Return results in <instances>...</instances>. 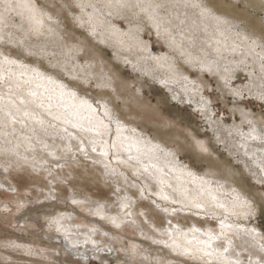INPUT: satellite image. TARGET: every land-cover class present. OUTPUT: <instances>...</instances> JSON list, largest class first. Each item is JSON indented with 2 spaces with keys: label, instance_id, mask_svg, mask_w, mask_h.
I'll list each match as a JSON object with an SVG mask.
<instances>
[{
  "label": "bare ground",
  "instance_id": "1",
  "mask_svg": "<svg viewBox=\"0 0 264 264\" xmlns=\"http://www.w3.org/2000/svg\"><path fill=\"white\" fill-rule=\"evenodd\" d=\"M37 1L16 0L5 11L0 0V224L17 226L24 220L17 231L28 234L0 230V264H87L90 254L100 260L88 249L98 248V236L122 246L115 227L134 229L140 239L158 244L156 257L166 264H264V231L252 222L264 211V193L248 191L239 177L245 172L264 183V124L243 106L247 97L264 102V22L256 19L259 10L264 12V0H243L245 10L237 9L236 0H60L98 47L110 48L113 60L199 113L210 130L203 142L173 127L151 132L144 120L160 116L142 102V86H126L104 54L96 53L93 47H98L85 44L65 25L62 12L38 7ZM193 3L211 15L202 16ZM148 33L164 45V53L144 40ZM58 34L72 41L66 45ZM9 44L19 54L9 51ZM35 46L41 50L34 51ZM205 74L216 80L223 104L225 95L234 96L230 112L239 115L241 124L217 118ZM243 76L246 85L236 86ZM90 84L97 94L82 88ZM59 85L64 86L62 98ZM29 91L40 93L43 108L32 102L36 98ZM41 118L43 125L37 122ZM213 147L225 150L239 171L215 158L203 159ZM185 152L206 161V170L182 161ZM9 170L16 172L8 175ZM1 190L8 193L5 199ZM39 206L44 207L36 210ZM79 207L90 213L88 223L80 224ZM139 244L132 246L134 252ZM123 249L122 257L132 261ZM68 253L80 262L71 261Z\"/></svg>",
  "mask_w": 264,
  "mask_h": 264
},
{
  "label": "rangeland",
  "instance_id": "2",
  "mask_svg": "<svg viewBox=\"0 0 264 264\" xmlns=\"http://www.w3.org/2000/svg\"><path fill=\"white\" fill-rule=\"evenodd\" d=\"M65 1V0H63ZM60 1V0H38V7L40 6H46L49 9H52L55 12H62V17H64V23L65 25L70 28H73L74 32L82 35V38L85 41V44L89 45V46H96L98 47V45L93 41L92 37L90 35H86L85 34V30L81 29V26L78 24V22L75 20L74 15L70 16L71 12L69 11V9L67 7L64 6V2ZM226 3H229L230 0H224ZM232 2V1H231ZM16 0H13V4L16 6ZM73 7V5H71ZM76 5L73 7V9H75L76 12H78V8H75ZM236 7L237 9H242L245 10V4H243V0H236ZM251 10L254 11V8H250L247 11L251 12ZM259 15L256 17V19H260V23L263 24L264 19H263V10H259L258 11ZM256 15V14H255ZM45 21L52 27L58 29L59 32H61L62 30L60 29L59 26H57V22L56 23H51L49 18H45ZM119 25L124 29L126 28V25L123 21L119 22ZM9 28L13 29V32H15L16 29H14L13 26H8ZM85 34V35H84ZM58 37L61 38V40L66 43V44H70V40L71 39H67V41H65V39L60 36V34L57 35ZM89 36V37H88ZM150 39V45L152 47H156V48H160V51L162 50V53L165 52V47L164 45L160 44V43H156V39L154 36L152 35H146L144 37V40H148ZM72 41V40H71ZM203 41V39H201V42ZM30 42V41H28ZM94 50L96 51L97 54H99L100 52L102 54H104L105 58L110 61V63L114 66L115 70H117V72L119 73V75H121V78L124 82H126V86H129V88L133 89V82H137L142 86V90H143V98H142V102L144 104H146V106H148L149 108H151L152 110H154L156 113H158V115L160 116V118L158 120H153V121H148L146 122L144 120L145 123H147V126L149 128V130H156L158 132H164V131H170V129L173 127L175 130H177L178 132H180V134L183 135V132L188 134H191L193 136L197 137V141L198 142H203L205 140L204 138V134H208L209 133V128L205 127V123H203V118L201 117V115L197 112H193L190 108H188L187 106L184 105H180L178 104L175 100L172 101V99H170L169 93H167L168 91L165 90L162 86H160L159 84L157 85V83H153L148 81V79L145 80H140L139 78V74H134L131 70L130 67H126L123 66L121 64H119L118 62H116L114 59V53L110 50V48L106 47V46H100L98 48L93 47ZM100 48V49H99ZM7 49L13 53H18V51L15 49L14 46H11L9 44V46H7ZM41 50L38 46L34 47V51H39ZM50 52H53L52 49ZM21 55V54H20ZM30 56H27L26 59L27 60H34L35 58L33 56H31V58H28ZM83 57V56H82ZM84 57L81 58V61L83 62ZM191 73V77H197V73H195L194 71H190ZM98 74H102V71H99ZM241 75V74H239ZM61 76L63 77L64 80H68L69 78L62 73ZM204 78L206 81L209 82L210 86H211V92H208L211 98H215V104H213L212 108L214 110V113L217 115L218 119H223V120H227L228 124H233V123H240V117L237 113H232L230 112V107L234 104V96L232 97L231 95H225L224 99L226 100L225 104H223L222 102V98H219V90H215V88L217 87L216 85V80L212 77H210L209 75L205 74ZM72 81V80H71ZM237 81V80H236ZM248 82V78L247 76H243L241 78H239V81L236 82V86L237 85H241V86H245L246 83ZM84 85L82 88L83 89H88L87 93H90L91 95L97 94L98 93V89H96L92 84H90L89 86ZM89 87V88H88ZM162 87V88H161ZM207 90V89H206ZM213 90V91H212ZM89 91V92H88ZM207 93V92H206ZM216 94V95H215ZM124 96H119V98L117 99L116 103L119 106V109H121V106L123 105V100ZM175 101V102H174ZM245 102L243 103V106L245 108L246 111H249L252 113L253 116H255V118H258L260 123L264 124V102L262 101H255L250 99V97H247V99L244 100ZM174 102V103H173ZM181 106V107H180ZM160 112V113H159ZM163 120H162V119ZM262 118V119H260ZM162 120V121H161ZM149 131V132H150ZM152 132V131H151ZM150 132V133H151ZM205 132V133H204ZM195 137V139H196ZM186 139L188 141H192V138L186 137ZM216 151V152H215ZM216 153V154H215ZM183 160L182 161H186V162H190L193 167L200 171V172H204V170H206V166H208L206 161H201L199 159H195L193 157V155H191L188 152L183 153ZM182 156V155H181ZM203 159L205 157L206 160L209 161H213V159H217L219 162H221V164L229 167H233V171L234 173H237L239 171V166H237L235 164V166H233V160L225 153V150H219L217 149V147H213L212 151H205L203 152ZM216 160V161H217ZM223 165L221 166V169L223 167ZM10 173L8 172V175H11L12 173L16 172V171H12L9 170ZM243 175V174H242ZM243 179L244 184L246 185V189L248 191H255L257 190L258 192H263L264 193V183L262 184H258L257 182H255L254 180H252L251 178H249V176L244 172V176H239ZM12 178V177H10ZM15 182L17 183H22L21 185L24 186L25 185V181L23 179H18V178H14L13 179ZM21 186V187H22ZM91 190L97 191L96 189L93 188V186H89ZM262 189V190H261ZM23 190V189H22ZM21 190V191H22ZM89 190V188H88ZM89 192V191H88ZM93 192V191H92ZM98 192V191H97ZM104 192V190H103ZM1 198L5 199L6 198V192H4V190H1ZM22 193V192H21ZM21 193H19L20 195H22ZM66 201V199H65ZM45 201H42L39 203V201H37V205L42 204ZM50 202H54V200H51ZM46 203V202H45ZM61 205V204H58ZM48 209H53L55 212L57 210H62L59 208H56V206L47 204L45 205ZM44 206H39L36 207V210L43 208ZM77 212H78V218L80 220V224L81 222H87V220L85 219L86 217H90V213L85 210L82 207L77 208ZM256 221H252L254 223H257L264 231V211L260 213V215H258V217L256 218ZM160 223H163V219L159 218ZM25 221H21L17 226H6V225H2L0 224V230L2 232L11 234L13 236H20V235H24L23 237L27 236L28 234L26 233H22V232H18L17 230L19 229V226H21V228L23 229L25 226ZM14 228V229H13ZM113 230H115V232H119V236L121 235V241L122 242V246L119 243H115L113 246L108 245L106 240L104 239L103 236H98V239H102V241L100 240V243L98 244V248L102 251H99L97 249H93V248H89L88 250H95V252L98 253V255L100 256V260L96 259L94 256H92L90 254V256L88 257V262L87 264H145L143 262V260H152L154 261L152 264H166V262H164L165 258L160 259V257H156L157 253H160L159 249L160 247L158 246V244L156 245L155 243H151V241L146 240V239H140V237L138 235L135 234L134 229H130V228H123V229H118V228H114ZM33 236V235H31ZM102 237V238H100ZM141 243L139 244V248L135 250V252L133 251V245L135 244V242ZM62 247L64 246V244H61ZM120 245V246H119ZM147 248H144L146 247ZM129 248L132 247V250L130 251L129 249V257L132 261H128L127 258L122 257V253L125 254V251L123 252V248ZM143 247V248H142ZM113 250H116L115 254H110V252ZM162 251V250H161ZM101 252H104L103 255L100 254ZM145 252L149 253L146 254L147 256H143V253L145 254ZM69 254V258L71 261H74L75 263L78 261L80 262V258H78V256L76 255H72L71 253ZM150 255H152V258ZM62 260H65L66 258L64 256H62ZM78 258V259H77ZM143 259V260H142ZM82 263V262H81ZM57 264V263H56ZM61 264H67V263H61ZM184 264H189L184 262Z\"/></svg>",
  "mask_w": 264,
  "mask_h": 264
},
{
  "label": "snow or ice",
  "instance_id": "3",
  "mask_svg": "<svg viewBox=\"0 0 264 264\" xmlns=\"http://www.w3.org/2000/svg\"><path fill=\"white\" fill-rule=\"evenodd\" d=\"M14 7H15V5L12 4V3H9L8 0H3V8H4L5 11H8V10L14 8ZM192 7H194V8H200L201 9V15L202 16L205 14L206 11H208V14L211 15L210 11L209 10H206L202 4L193 3L192 4ZM0 16H2V14H0ZM217 19H219V18H217ZM37 23H42V21H37ZM5 61H7V58H5ZM7 62H9V63H15V61H7ZM36 75H37V77H42L43 76V73H37ZM47 79H48L49 83L52 82V78L51 77H48ZM39 87H40V85H37V88H39ZM59 87L61 88L60 95H61V98H62L65 95V93L63 92L64 86L63 85H59ZM29 95L32 96V97H34V98H36L32 102L33 103H36L37 107H40V108H43L44 107V102L40 98V93H38L37 91H29ZM67 95L70 98H74V96H75L74 93H68ZM48 99L51 100L52 97L49 96ZM21 103H24V101L21 100ZM89 107H91V106L89 105ZM48 108H49L48 114L51 115V111H50L51 104H49ZM24 114H25V116H28L29 115L28 112H25ZM105 114L107 115V112ZM9 116H11V113H9ZM56 118L59 119L60 117H56ZM37 122L40 123L41 125H43L45 123V121L42 118L41 119H38ZM67 122L72 123L71 120H68ZM77 126H78L77 124L73 123V127H77ZM253 138L255 139L256 137H253ZM261 140H264V137H261ZM261 171H264V167L261 168ZM245 205H246V202H242L241 203V206H245ZM224 251L227 252L228 250L227 249H224ZM210 254L211 253H209V255Z\"/></svg>",
  "mask_w": 264,
  "mask_h": 264
}]
</instances>
